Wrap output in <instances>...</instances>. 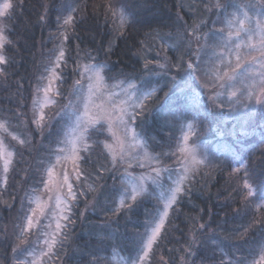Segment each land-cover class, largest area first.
Segmentation results:
<instances>
[{"label": "trees", "instance_id": "1", "mask_svg": "<svg viewBox=\"0 0 264 264\" xmlns=\"http://www.w3.org/2000/svg\"><path fill=\"white\" fill-rule=\"evenodd\" d=\"M10 2V18L0 17L8 25L5 35L13 42L4 46L9 63L0 65L7 72L6 77H0V121H5L8 132L25 143L21 145L8 132H1L12 150L13 163L7 184H0V264L27 261L40 240L41 223L29 231L24 244L17 235L21 226H26L24 217L31 212L33 195L40 192L67 132L71 116L65 102L69 96L70 102H76L78 96L72 85L79 71L77 65L85 62L103 64L109 82L132 81L142 92L153 91L143 101V114L133 124L154 157L160 155L162 163L174 168L180 162L174 150L189 123L193 126L190 142L202 151L203 163L190 172L183 185L185 192L169 209L147 264H249L258 260L259 249L264 246V224L241 238L244 228L259 214L255 208L247 215L240 209L245 171L255 180L253 187L264 192V104L252 99L245 101L248 106L244 107L240 102L248 84L244 66L234 73L235 81L225 82L224 87L214 81L206 87L210 94L217 92L219 100L208 93L200 98L193 92L199 88L197 76L202 78L212 70L219 76L230 65L219 66L216 62H226L225 56L233 58L228 48L217 45L219 37L197 44L200 50L204 48L203 54L196 51L193 56L190 52L193 40L185 30L213 19L205 7L208 0ZM109 3L118 12L123 6L128 16L123 29L109 11ZM69 6L77 11L65 40L59 37L64 31L60 24ZM190 40L191 48L187 46ZM61 46L65 55L58 67L56 104L46 110L41 135L32 122L31 106L38 95L37 86L44 81L41 77L46 76ZM189 63L199 65L196 73ZM234 89L238 91L232 97L229 93ZM105 140V127L100 132L94 127L88 130L90 148L87 152L80 150L79 178L76 169H69L76 199L70 200L71 212L66 211V215L74 223L61 230L60 242L53 248L58 255L43 257L42 264H127L136 259L144 233L158 219L163 204L152 188L139 196L131 209L122 208L113 214L127 188L122 177L128 166L117 165L118 170L112 167ZM3 175L0 161V179Z\"/></svg>", "mask_w": 264, "mask_h": 264}, {"label": "snow or ice", "instance_id": "2", "mask_svg": "<svg viewBox=\"0 0 264 264\" xmlns=\"http://www.w3.org/2000/svg\"><path fill=\"white\" fill-rule=\"evenodd\" d=\"M22 2V0H20ZM70 7V6H69ZM208 12L212 13L216 19L215 20H206L201 21L200 25H197L191 29H186L185 31L190 34L192 39H194L197 44L201 40L207 42L214 38L219 37L217 40V45L220 47L228 48L229 54L235 56V67H230L229 69L225 70L222 76H217V80L221 83L219 87H224L225 82L227 81H235V76L231 75L230 73H234L237 68L242 67L244 64H251L257 65L258 68H247V76L246 79H249L250 82L245 85L244 92L246 93L243 97V100L240 102L243 104L244 107H247V103L245 101H250L255 99L256 103L264 104V0H247V3H229L228 0H208V3L205 5ZM233 10L231 12L228 11L229 8ZM13 8V4L10 0H5V2L0 6V17L8 16L10 18L11 13L9 9ZM215 10V11H213ZM45 11L47 8L45 7ZM77 11V8L70 7V10L67 12L62 19V23L60 24V28L64 29V31L60 32L59 37L63 39H67V29L71 27L74 23V16L73 13ZM109 11L112 13L114 17H117L119 20V28L123 29V27L128 23V16L124 11L122 6L121 10L118 12L115 7L109 3ZM44 19V16H41V20ZM58 20L61 17H57ZM115 23V21H114ZM219 23L222 25L220 28H216L215 25ZM211 25V26H209ZM8 27L6 23L0 21V65H6L9 63V57H7L5 53V45L6 44H13L11 40L5 35V29ZM206 28L207 31H203L202 29ZM123 35V32L120 33ZM58 37V38H59ZM14 46V45H13ZM191 48V40L188 42L187 45ZM246 49V51H244ZM111 51V48H109ZM65 55L64 48L61 46L59 49V54L56 56L54 61V66L46 69L49 72L48 76H42V80H47L48 84L43 86H37V92L44 93V103L39 105L38 111L34 109V119L33 123L36 124L37 130L43 135L44 128L46 126L45 114H44V107L47 106L49 103H54L49 98V93L51 92V82L53 79H59L56 73V67H59L60 60L63 59ZM167 58V57H166ZM221 63L224 61L221 60ZM229 65H231V60L228 61ZM147 67V64L145 65ZM161 68H165V64H160ZM77 68L80 69V76L81 79L75 81L76 87L83 90L84 87V79L86 78L87 83V96L84 97V112L82 115H78L76 117V124L77 128L83 129L81 136L76 137L72 140V156L71 159L73 160L74 167L77 172V178H79V164L76 161L82 159L79 155V151L76 148L77 140H83V134L87 133L88 126H93L96 132H100L104 130V125L100 123L102 120L107 122L109 132H112L113 137L117 140L120 144L121 149H123L124 141L117 135V133L113 130L114 122H119L120 125L124 127V131L126 134H130L132 136V140L135 143H139L135 140L134 130L131 129L130 123L135 122L138 116L143 114L144 104L143 99L148 98V94H144L143 99L140 96L135 94H130L129 99L131 100L133 95H135V100L131 104H127L126 101H119L116 102L113 99L111 93L108 94V105L105 106L104 103L97 104L95 107L99 110L96 115H92L89 111V103L92 100V97L95 96L97 93H101L103 87V76L101 74L102 69L95 68L93 65H83L82 68L78 64ZM189 68L193 70V73H196L199 69V65H193L189 63ZM7 72L4 68L0 67V77H6ZM176 77L173 76V81H175ZM197 79H200V76H197ZM244 84V80L240 82ZM119 85H115L118 87ZM205 87H208L205 84ZM216 85H213L215 88ZM129 88H135V85L129 84ZM171 91V89H170ZM238 89H234L229 93L230 96L235 97L237 94ZM169 93L165 92L164 96L168 97ZM215 100H213V104L215 106ZM35 104V101H34ZM136 108H140L142 111L137 112L135 111ZM131 109V110H130ZM86 118V119H85ZM192 124H188V128L192 129ZM0 130L4 132H8V127L5 121H0ZM9 135L12 133L8 132ZM14 140H18V142L22 145L25 143L24 140H20L17 136L12 135ZM189 136L187 134L184 135L185 146L181 147L179 151L184 154V172L183 174L179 175L177 179L172 181V185H170L166 191L168 192L167 197L164 195V191L160 193V198L164 200L163 211L159 215L158 219H154L152 221V226L149 230H146L144 233L142 240H141V247L139 253L134 260H129L127 264H147L149 254L153 249V245L157 243L158 238L161 237V232L165 226V220L169 215V209L177 203L178 197L180 194L185 192V188L183 187L185 181L188 179L189 172H195V165L202 164V160H197L194 155H190V152H194L195 149L189 150L186 146ZM105 147L109 149L110 153L112 152L111 146L105 143ZM7 146L4 143V140L0 138V161L3 162V177L0 179V184H7V174L9 172V168L12 165V157L13 153L11 151L6 150ZM90 148V145L87 141H83L82 150L87 152ZM61 152L64 149L60 150ZM162 155H167L162 154ZM68 157H65L67 159ZM147 153L142 159H147ZM156 164H160V155H157L153 158ZM61 157H57V163H60ZM124 161V156L121 155L120 160L118 161L116 158V154H112V167L117 168L119 163ZM138 165L140 167H144V164L138 161ZM131 165L129 164V167ZM243 166V165H241ZM54 167V166H53ZM118 170V168H117ZM151 173L155 175H144L141 174L140 176L136 177L137 183L132 184V188L129 191L127 188L124 189V196L120 199L119 206L116 207L113 214H118L122 208L131 209L132 205L137 202V198L142 196L145 192L149 190V185L146 184V181H151L152 184L157 185V187H161V176H162V169L160 167H151ZM171 171V170H169ZM238 171V169L236 170ZM48 183H45V189H48L49 184L51 183L52 177V169H48ZM127 175H131L127 173ZM245 179L242 185V194H241V203L243 208L240 211L247 215L248 212H251L253 208H255L256 213L259 214V218L257 216H253L252 220L249 222L247 227L244 228L243 233H241V238L243 236L248 235L249 231L255 228L259 224H264V192H260L259 189H255L253 187L255 180L252 177H249L247 171H245ZM169 180H172L171 175L168 177ZM250 180L252 181L250 183ZM64 184H67V175L64 177ZM63 185H61L62 187ZM82 194V193H81ZM67 197L71 201H75L76 193L73 192L72 185L67 184ZM128 200L130 203H125ZM32 203V201H30ZM36 208L30 209L31 215H25L24 219L26 220V226H21V230L17 235V239L20 244H24L27 241V235L29 231L39 223L38 219H34L36 217L37 211L40 212L41 215L44 214L43 207L39 202V198L35 201ZM59 201L57 202V207H59ZM64 211L71 212V207L66 206V209L61 210V219L66 221V224H61L59 221L55 224V232L54 233H45L48 236V239H45L44 244L46 245L45 248H40L39 252H33L32 255L35 257L32 261L26 260H18L17 264H42V257H49L51 259L52 255H58V253H53V248L59 241L58 237L60 236L61 230L63 228H67L68 225L73 224L74 221L70 218L69 215L63 214ZM50 227V225H49ZM201 228L205 226L202 224L200 225ZM64 240H67V233H64ZM13 251L15 252L16 249L14 248ZM190 251V249H189ZM93 259H96L95 257ZM187 264V261H185ZM221 264H224L221 261ZM238 264H244V261H239ZM249 264H264V246H261L259 249V259L252 260Z\"/></svg>", "mask_w": 264, "mask_h": 264}, {"label": "rangeland", "instance_id": "3", "mask_svg": "<svg viewBox=\"0 0 264 264\" xmlns=\"http://www.w3.org/2000/svg\"><path fill=\"white\" fill-rule=\"evenodd\" d=\"M4 2H5V0H0V6H2V4ZM228 2L230 4L233 2H235V3H247V0H228ZM232 10L233 9L231 7L228 9L229 12H231ZM215 19H216V17L213 16L212 20H215ZM215 27L218 29V28L222 27V25L217 23L215 25ZM192 40H193V44H192V48L190 51L192 53V55L195 56L196 51H197V54L200 51H201L200 53L203 54L204 52L202 50L204 48L202 50H200L198 48L197 42L194 39H192ZM204 46H206V45H204ZM244 51H246V49ZM219 53H221V52H219ZM56 56H55V58H56ZM233 58L225 56L226 62H223L222 64H221V62H216V64L219 66H221V65L226 66L227 64H229L228 61L231 60V63H233V64H232V66L230 65V67H235L236 61H235L234 55H233ZM83 65H93L95 68L102 69L101 74L104 78L103 82H102L103 87H102L101 93H97L95 96H93L91 102L89 103V111L92 115H96L99 111L95 107V105L101 104V103H104L105 106L108 105V103H109L108 94L109 93L112 94L113 99H115L117 103H119V101L123 100V101H126L127 104H131L135 100V95H138L141 97V99H143L144 94H148V96H149V95H151V93H153V91H150L149 93L140 91L138 89L137 84L135 82H132V81L115 80V81L109 82L104 76L103 64H95L93 62H85V63L80 64L81 68ZM53 66H54V62H53V64H51L49 66V68L53 67ZM59 66H60V62H59ZM243 66L246 67V69L247 68H254V69L258 68L257 65H251V64H244ZM243 66L240 68H243ZM230 67H226L224 69V71L229 69ZM240 68H237L234 73H236L237 71H240ZM191 71H193V70L191 69ZM224 71H222V74L219 76H222ZM56 73L59 77L58 67H56ZM77 73H78L77 77L73 81L72 90H74V91L76 90L75 91V92H77L76 96H78V97L76 99V102H74V103L69 101L70 96L67 98V101L65 102L66 108H67L68 112L70 113L71 118L69 120L67 132H66V134L62 140L61 146L56 150L57 152H55V154L53 156L54 157L53 164L51 166H49V168L52 169L51 183L49 184L48 189H45L44 185H45V183H48V181H49L48 174H46L45 182H44L40 192L33 195V206L31 209L36 208L35 201L37 200V198H39V202H40L41 206L43 207L44 214L41 215L40 212L37 211L36 217L34 218V219L39 220V223L36 224L35 228L40 223H41V225H39L40 226V229H39L40 240L38 241L37 246L32 251V253L34 251L38 253L39 249L42 247L46 249V245L44 244V241H45V239H48L49 237L46 236L45 233H54L55 232V224L57 221H59L61 224H64V222H63L64 220L61 219V214H62L61 210L66 209V206H69V203H70V200L67 197V184H71V181L69 178V169L72 171H75L74 163H73V160L71 159L72 147H73L71 142L74 138L80 137L81 133L83 131L82 127L77 128L76 117L78 115H82L84 112V103H85L84 97L87 96V83H88L87 79L85 78L83 90L74 86L75 81L78 79H81L80 69ZM234 73H230V74L234 75ZM246 74H247V70H246ZM48 75H49V72L46 73V76H48ZM204 75L201 76L202 78H200V80L197 79V80H199V82H198L199 88H195L193 90V92L196 93L200 98L203 97V95H207V93H208L210 98H212V99L214 98L215 100H217V99L219 100V95L217 94V92H215L216 94L215 93L210 94V92H206V91H208V89L203 85L205 83L209 86L214 81L216 82V84H220V81L217 80L218 73L215 72V70H212L211 73H207ZM191 77L193 79L192 74H191ZM58 80L59 79H53L51 82V89L52 90L49 93V98L51 99V101H54V103H49V104H47L46 107H44V114H46L47 109L51 108L53 105L56 104L55 97H56V93H58V89H57ZM249 82H250V80L248 79V83ZM46 84H48V81L44 80L42 85H40V86H43ZM129 84L135 85V88H129ZM115 85H119V86L115 87ZM37 93H38V95H36V97L34 99L35 104L33 103L31 106L32 112L34 111V109H36L38 111L39 105L44 103V93L42 91L37 92ZM130 94H135V95H133L131 100L129 99ZM244 95H245V93H244ZM244 95L242 96V98L244 97ZM144 100L145 99H143V101ZM137 109L138 108H136L135 111H137ZM57 110H58V107H57ZM67 110H65V111H67ZM59 111H60V108H59ZM100 123H102L104 125L107 136H108V140H105L104 142L107 143L108 145H110L111 149H112V152L110 153L109 149L106 148L108 153L111 156V159H112L113 153L116 154V158L118 161L120 160L121 155L124 156V161L122 163H119L118 165H127L128 166V168L124 170L122 180L125 181L126 186H127L129 191L132 188V184L137 183V181L135 179L136 177L140 176L141 174L155 175L154 173H151V171H150L151 167H160L163 170L162 176H161V183H162L161 187H157V185L152 184L150 180L146 181V184L150 186L149 190L151 188L154 190V195H156V197L162 202L163 206H164V200L160 198V193L162 191H164V195H165V197H167L168 192L166 191V189L170 185H172L173 180L177 179L178 176L183 174V172H184V164H185L184 154L181 153L179 151V149L181 147L185 146V141H184V135L185 134H187L189 136V139H188L187 144H186L187 148L189 150L195 149L194 152H190V155H194L197 160H203L202 151L200 150V147L196 143L190 142V137L192 134L190 133V129L188 128V125L183 130L181 137H180V140L176 146V149L174 150V153H176L175 158L179 159L180 162L178 164L176 163L177 165L173 168L170 165L164 164L162 162L160 164L155 163V161L153 159L154 158L153 154H151V152L148 150L143 137H141V135L135 129L133 122L130 123V127L132 130H134L135 140L138 141L139 143H135L132 140V136L130 134L125 133L124 127L122 125H120L118 121L114 122V124H113V130L124 141L123 149H121L120 144L113 137L112 132H109L107 130V128H108L107 122L102 120ZM91 128H93V126H88L87 133H88V130ZM2 131L3 130H0V138H2V133H1ZM87 133L83 134V140H77V142H76V148L79 151V153H80V150H82L83 141H86V134ZM12 135H15V134H12ZM61 149H64V151L61 152L60 151ZM6 150L12 152V150L8 146H7ZM145 153H147L148 158L142 159L145 156ZM58 156L61 157L60 163H57V157ZM65 157H68V158L65 159ZM138 161L143 163L144 167H140L138 165ZM76 163L78 164V161H76ZM129 164L131 165L130 167H129ZM48 169H47V173H48ZM172 169H174V171H169ZM2 170H3V162H2ZM127 173H130L131 175H127ZM189 174H190V172L188 173V176H189ZM65 175H67V184H64ZM169 175H171L172 180L168 179ZM61 185H63V186L61 187ZM58 201H59V205H60L59 207H57ZM162 211H163V209L160 211V214L162 213ZM63 214L66 215V211H64ZM29 215H31V212ZM49 225H50V227H49ZM32 253L30 254L29 259L27 261H32L35 258L32 255ZM42 258H40V259L42 260Z\"/></svg>", "mask_w": 264, "mask_h": 264}]
</instances>
